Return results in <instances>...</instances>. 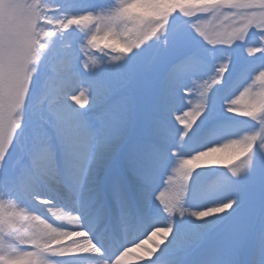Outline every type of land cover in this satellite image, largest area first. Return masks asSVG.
<instances>
[{"label":"snow or ice","instance_id":"1","mask_svg":"<svg viewBox=\"0 0 264 264\" xmlns=\"http://www.w3.org/2000/svg\"><path fill=\"white\" fill-rule=\"evenodd\" d=\"M150 3L0 0V264H130L134 248L157 264L165 244L159 264L213 248L255 251L251 264H264V228L249 238L227 223L249 182L264 193V66L213 64L172 27L185 19L213 58L238 44L264 56V0H183L139 46L116 44L139 37ZM229 77L237 91L224 112L252 122L238 135L213 110ZM178 87L187 108H172ZM206 168L216 174L201 180ZM191 194L207 206L190 209ZM159 212L167 223H154ZM187 217L190 230L177 234Z\"/></svg>","mask_w":264,"mask_h":264},{"label":"rangeland","instance_id":"2","mask_svg":"<svg viewBox=\"0 0 264 264\" xmlns=\"http://www.w3.org/2000/svg\"><path fill=\"white\" fill-rule=\"evenodd\" d=\"M173 30L177 27L182 29L183 37L190 41L194 48L198 50L204 51L205 55L208 59L216 64L223 60H226L229 56L232 57L233 61L239 63L244 61L252 68H257L260 66H264V56L251 58L247 57V54L244 52V45H236L231 49H219L215 53V58L212 57V54L208 52V46L199 38L189 27L188 23L185 19L180 18L174 21ZM255 37H252L249 40V44L253 43ZM246 58V59H245ZM234 77L228 78V86L221 90L220 97H213V110L214 114L225 121L229 125L230 133L234 135L241 134L243 131L250 130L252 127V122L248 121L244 118L233 116L231 114H226L223 110V101L231 97L237 91V86L234 83ZM190 82H185L184 87L189 86ZM197 99L195 97L191 100V107L195 108L197 103ZM189 105L184 100V93L178 87L175 93V98L172 104L173 109L187 108ZM208 134V124L205 122L199 129L196 131V139L197 141H201ZM260 158L258 157V160ZM170 171V170H169ZM221 171H227L226 169H221ZM168 173L165 171H160L155 175L154 182L152 185L153 191H158L161 187L164 186V180L166 179V175ZM216 174V170L212 168H206L200 170V179L207 177L209 178ZM253 185V189L251 191L250 196L245 201L244 206L231 218L227 223H234L240 225V227L244 230L246 235L249 238H253L258 235L262 228H264V193H262L259 182H249ZM191 194L187 199V206L190 209H201L207 206V203L201 199L194 197L192 200ZM257 200V201H255ZM256 204H261L260 207H257ZM184 221L178 220L177 223ZM194 254V253H193ZM190 254L191 257L194 258L198 255V252L195 255ZM244 250L239 252L232 250L229 251L224 248H213L210 251H204L199 254L196 264H206L207 261H217L218 264H236L237 261H247L248 255ZM253 259H250V263L255 260V252L252 254Z\"/></svg>","mask_w":264,"mask_h":264},{"label":"clouds","instance_id":"3","mask_svg":"<svg viewBox=\"0 0 264 264\" xmlns=\"http://www.w3.org/2000/svg\"><path fill=\"white\" fill-rule=\"evenodd\" d=\"M177 7H184L183 0H151L150 6L147 9V15L138 18L141 22L148 21L139 37L132 36L124 41L114 37L112 39L116 40V44L123 43L126 49L131 50L139 46L141 41L150 38L157 31H160L167 23V17L170 12ZM256 107V104L248 105L250 111H254Z\"/></svg>","mask_w":264,"mask_h":264},{"label":"bare ground","instance_id":"4","mask_svg":"<svg viewBox=\"0 0 264 264\" xmlns=\"http://www.w3.org/2000/svg\"><path fill=\"white\" fill-rule=\"evenodd\" d=\"M255 201H257V200H255ZM260 206L261 205H257V207H260ZM208 220L210 222H215L216 217H210V218H208ZM184 221L186 222V226L176 225L177 234L184 232V231H187V230H190L192 223L194 221V218L187 217L186 219H184ZM154 223H159V224L167 223L166 214H164L162 212L157 213L154 217ZM197 223H199L200 227H204V224L202 222H197ZM161 240H162V237H160V236H154V237H152L151 240H148L147 237H145L146 243H145L144 247H145V249L149 248V247L154 248L155 245H154L153 241L160 242ZM143 251H144V249L134 248L133 249V255L129 258L130 264H141V260H138L137 257H142ZM168 253H169V245L165 244L162 246V251L157 254V257L159 258L157 261V264H159L160 261H163L164 259H166L168 256ZM154 259H156V258H154Z\"/></svg>","mask_w":264,"mask_h":264}]
</instances>
